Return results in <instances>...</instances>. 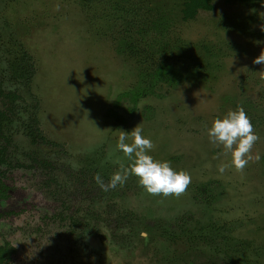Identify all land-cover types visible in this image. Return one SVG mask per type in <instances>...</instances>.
I'll use <instances>...</instances> for the list:
<instances>
[{
  "label": "rangeland",
  "instance_id": "1",
  "mask_svg": "<svg viewBox=\"0 0 264 264\" xmlns=\"http://www.w3.org/2000/svg\"><path fill=\"white\" fill-rule=\"evenodd\" d=\"M145 1L146 15L160 14L162 26L142 44L146 47L160 33L168 45L172 80L161 81L154 91L138 97L134 93L147 86L153 65L125 48L123 24L114 16L113 1L0 0V81L4 92L16 88L8 69L16 60L9 49L32 55L36 73L21 89V102L38 104L41 129L49 141L33 144L23 128L14 133L10 153L23 167L5 170L10 195L0 203V240H8L14 249L5 264H185L181 254L190 245L181 237L162 234L171 220L185 225L189 213L177 205L189 202L187 211L199 214L198 221L194 217L186 222L190 229L233 221L224 230L216 229L217 239H208L217 245L220 236L232 240L235 231L246 242L241 253L223 244L225 259L264 264V63L253 62L264 51V3L211 0L212 10L184 19L183 0ZM153 52L159 58V52ZM3 98L0 107L11 102ZM237 105L243 106L259 136L251 152L261 156L240 171L206 133L214 117ZM139 123L154 142L152 154L169 160L173 168L187 170L190 184L179 195H154L129 175L120 198L106 191L104 199L115 201L123 208L120 211L135 209L139 220L143 215L134 221L136 231L147 233L143 241L134 236L121 242L119 235L129 225L104 229L102 237L71 230L67 220H59L58 213L67 209L61 196L50 198L43 183L49 176L67 178L69 170L84 162L90 173L98 165L101 174L115 172L120 163L128 162L116 149L117 135ZM32 154L49 160L54 170L34 164ZM221 162L229 164L224 173L217 171ZM205 184L218 198L213 211L204 208L212 196L198 213L191 199ZM147 219L165 224L158 222L153 227L158 232L152 235L155 229L149 228Z\"/></svg>",
  "mask_w": 264,
  "mask_h": 264
},
{
  "label": "flooded vegetation",
  "instance_id": "2",
  "mask_svg": "<svg viewBox=\"0 0 264 264\" xmlns=\"http://www.w3.org/2000/svg\"><path fill=\"white\" fill-rule=\"evenodd\" d=\"M8 52H10V55L12 54V56H17L18 58L22 54V52L18 53V51L14 53L13 49H9ZM18 67L19 66L14 63L9 64L8 66V69L10 71V80L13 77L12 75H15V77L18 78L17 81L14 80V82H16L15 89L9 88L8 91L4 92L5 86H3L2 83L4 81H0V98L4 97L3 99L11 101L10 103H8L7 101L5 107H0V117H3V124H0V203L3 200H7L10 195L9 184L5 181V170L8 169L10 171L22 165L18 162L15 163L14 157L10 153L11 142L13 140L14 133L17 131V129L23 128L26 135L30 138L33 144H37L38 142H49L41 129L40 117L38 113V104L34 103L30 106V104L27 105L26 103L21 102L22 97L20 91L21 89L28 87L31 84L35 74L29 81L25 79L23 80L22 76L15 74V69H17ZM145 76L147 77L146 74ZM151 91H154V88ZM147 93L148 92H146V94L139 93L136 96H145L148 95ZM30 160H32L34 164L38 163L41 164L43 167L49 168L48 171L54 170L53 168H51L52 164H50L49 160L47 159L44 160L42 159V157H36L35 154H32L30 155ZM34 164H30V166L33 167ZM79 166L80 167L77 168L73 167L72 171L69 170V172L71 173L67 176V178L58 181L57 179L49 176L43 183L42 189L48 190V192H43L49 195L50 198H52L53 200H57L56 198H59L61 196L60 202L61 204H64L63 207L67 208L66 210H62L64 212L58 213L59 220H67L68 226L71 228V230L79 231L81 235L87 232L91 235L94 234L97 237H102L104 229L105 231L108 230L109 232L111 231L112 227L114 229L116 227H119L120 230H123L120 225H129V229L119 235L122 239V243L126 241V239L131 237L133 238L134 236H138V239L141 241H143V239H146L145 237H142L140 235L141 232H138L136 231V229H134V221L139 220V218L134 215V211H136L135 209L129 211H120V209L123 208H118V205H116L115 201L110 204L111 199H104L106 198L105 195H108L109 192L110 196H117L118 198H120L123 192L122 185L117 184L115 189H109L106 193V191L102 190L99 187L96 180L94 179V176L99 173L96 169L100 165H98V167H95L96 169H94V171L91 173L88 171V167H84L85 162L84 164H79ZM103 171L105 173H99V175L102 177L103 181L107 183L112 171L111 169L108 171ZM209 189L210 187L207 184L199 186L198 193L194 194V198L196 199H191L194 202L193 204H195L194 206L198 208V213L201 212V204L206 203L207 200L210 199V197L212 198V196L214 197V200L212 201V203H209V205H205L206 207L204 206V208H207V210L212 211L215 209L216 200L218 197L215 192L212 193V191L210 192ZM123 197L128 198V195L123 193ZM125 200V204H128V199ZM187 205L188 207H186ZM191 205V202H189L188 204H178V207L183 206L185 208V210L183 211L184 213H189L183 220L185 222V225L175 223L176 221L174 223H170L173 222L171 220L169 221V225L166 224L168 232L162 234L165 237H168L169 239H174L176 237L178 239V237H181L183 241H185V243H188L190 245L188 251L185 250L183 251L184 253L181 254V262L184 261L185 264H235L231 261V257L229 258V260L225 259V249L230 247V249H234L235 252L241 253V251L246 250L247 247L246 242L244 240H239V237L237 236L235 231H233V234H231V236L233 237L232 240L231 238L227 239L225 236H220L218 239L220 242L217 241V245H213L208 241L209 237H214L217 239L216 236L218 234L216 233V229L224 230L226 226L228 227V223L231 224L233 223V221H222L221 223L217 224L221 225L218 227L212 226L211 223L210 225L199 224L194 226L193 228L191 227L190 229L187 223H191V220L194 217L196 221L199 220L197 218L199 214L198 216H196L194 213L196 211H187V208L191 209ZM209 215V220H212L211 214ZM142 219L143 215L140 220ZM147 221L150 223V225L146 224L149 226V228L155 227L158 222H161L160 225L165 224L160 219H152V221L150 219H147ZM141 222L138 223L141 224ZM98 225H100V227H98ZM154 231L155 232L152 231V235H155L158 232V230L156 229ZM113 236L116 237V233ZM223 244L224 246L226 245L225 249H223ZM233 246L235 248H231ZM13 251L14 249L10 247V243L8 242V240H0V264H5L6 262H8L11 259V254ZM190 256L194 257L193 259H191V262L189 261Z\"/></svg>",
  "mask_w": 264,
  "mask_h": 264
},
{
  "label": "clouds",
  "instance_id": "3",
  "mask_svg": "<svg viewBox=\"0 0 264 264\" xmlns=\"http://www.w3.org/2000/svg\"><path fill=\"white\" fill-rule=\"evenodd\" d=\"M261 3L264 2L261 0ZM253 62L264 63V51H261ZM206 133L211 143L222 146L224 152L230 156L231 166L238 171L243 170L249 160L261 158L259 152L255 155L251 152L259 136L241 105L214 117L210 126L206 127ZM116 149L123 153L128 162L120 163L107 183L99 173L94 176L97 184L104 191L115 188L117 184L122 185L129 175L136 176L138 184L146 192L154 195H179L191 182V175L187 170L173 168L169 160L158 159L152 154L154 142L144 134L140 123L130 131L120 129L116 138ZM228 167V163L221 162L217 165V171L224 173ZM140 235L147 238V233L144 231Z\"/></svg>",
  "mask_w": 264,
  "mask_h": 264
},
{
  "label": "trees",
  "instance_id": "4",
  "mask_svg": "<svg viewBox=\"0 0 264 264\" xmlns=\"http://www.w3.org/2000/svg\"><path fill=\"white\" fill-rule=\"evenodd\" d=\"M115 3L114 5V16L116 15L117 22L119 21L122 25V32H125L123 36L124 44L126 49H129L135 55L144 56L145 59L150 61L151 71L148 73V79H146L147 86L142 88V92L139 91L134 93L138 95L140 92L146 94L153 90L154 86L161 81H171V74L169 69L171 68L170 54L167 50L168 45L161 37L160 33H157V37L152 36L153 42H150L143 46V41L146 40V36L154 30V28H160L162 24L161 15L157 16L151 15L148 12V15L145 13V8L147 7V2L145 0H107V2ZM249 4H253L256 0H240ZM182 12L184 19H189L195 17L200 10H212L213 3L211 0H183L182 2ZM158 12V11H156ZM151 15V16H150ZM119 19V20H118ZM155 31V30H154ZM157 40L160 41L158 44ZM155 49L159 55V58H156ZM150 51H152L150 53ZM14 64L19 67L15 69V74L22 76L23 80L29 81L36 72L35 63L33 57L26 50L22 51L21 56L18 58L15 57ZM11 80H16L17 77L12 75ZM0 124H3V117H0Z\"/></svg>",
  "mask_w": 264,
  "mask_h": 264
}]
</instances>
